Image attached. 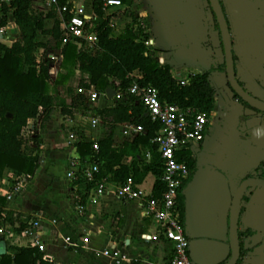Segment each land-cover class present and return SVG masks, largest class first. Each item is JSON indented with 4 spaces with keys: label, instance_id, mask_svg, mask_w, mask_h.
<instances>
[{
    "label": "crops",
    "instance_id": "obj_1",
    "mask_svg": "<svg viewBox=\"0 0 264 264\" xmlns=\"http://www.w3.org/2000/svg\"><path fill=\"white\" fill-rule=\"evenodd\" d=\"M32 1L33 10L43 17L53 13L41 1ZM65 1L83 8L90 20L94 18L92 0ZM119 1L121 7L104 13L115 34H121L136 18L159 61L170 65L172 76L185 79L190 74L208 72V81L215 92L210 123L204 142L188 149V156L194 152L199 165L219 168L228 184L230 179L237 177L239 182L255 170L264 173V114L245 107L227 90L221 39L208 0ZM219 3L228 25L235 79L246 92L264 101V0H219ZM55 20L54 14L46 18L45 29L51 28ZM13 30L10 35L14 43L17 36ZM40 39L38 35L37 41ZM58 52V49L44 51L42 58ZM86 52L95 54V45ZM86 81L87 75L76 70L67 86L58 87L59 98L66 106L72 103L66 88L76 93L77 87ZM74 105L71 115L57 106L47 119L38 116L28 121L38 141L32 145L37 169L27 186L5 202L3 214L11 216L14 222L4 221L1 227L5 223L24 225V220L37 221L33 235L44 244L52 264H115L113 258L103 254L105 250L117 252L123 258L120 264H168L171 246L163 238H153L155 228L142 215V201L119 200L113 192L114 184L108 193L96 198L93 186L71 183L66 178L71 159L81 158L77 147L67 144L66 130H76L78 138L87 144L100 141L107 129L96 112L111 107L112 100L106 93L105 96L99 93L91 107L82 109ZM66 115L74 118V124L64 120ZM90 118L99 120L94 129L87 125ZM132 125L115 127L113 148L120 150L133 141L137 133L130 130ZM139 150L148 161L147 148ZM132 161L131 156L123 159L127 166ZM19 175L22 174L5 172L0 179L1 196ZM154 182L155 177L149 173L139 185L151 195ZM238 230L244 241L237 264H264L263 190L251 188L245 193ZM84 237L88 239L86 244L82 241ZM4 244L5 254L12 256L14 247Z\"/></svg>",
    "mask_w": 264,
    "mask_h": 264
},
{
    "label": "trees",
    "instance_id": "obj_2",
    "mask_svg": "<svg viewBox=\"0 0 264 264\" xmlns=\"http://www.w3.org/2000/svg\"><path fill=\"white\" fill-rule=\"evenodd\" d=\"M32 4V0H10L3 6V11L11 15L15 25L13 33L17 40L11 47L0 45V179L7 171L32 176L37 169V160L32 156V145L38 144L37 136H21V131L29 120L38 116L45 120L57 106H61L63 112L69 115L72 114L73 104L74 107L86 108L83 97L71 88H66V93L71 98L72 107L66 106L65 101L59 98L58 87L67 86L78 70L87 75L86 83L79 87L87 89L92 85L100 94H105L107 89L124 92L121 100L111 98V107L97 110L96 114L107 132L97 142L96 153L92 149V143L78 142L76 147L80 157L89 156L92 161L102 162V168L115 183H122L131 177L135 183L140 184L151 173L155 177L152 197H157L162 188L161 166L157 147L151 140L158 125L144 115L140 102L126 94L130 83L128 75L139 71L142 78L138 85L154 88L161 102L210 113L215 92L208 81V72L190 74L185 79L172 76L170 65L161 64L155 55L156 50L146 45L148 38L141 22L133 18L121 34H115L109 17L104 16L102 0H92L94 18L87 23L88 33L96 38V53L93 55L79 51L73 43L63 44L57 20L51 28L45 29V19L52 18L53 13L43 17L42 13L33 10ZM59 5L68 4L65 0H59ZM5 23L6 19L3 18L0 26ZM38 35L41 36L40 41H37ZM39 49L60 51L61 69L54 79L49 75V65L44 58L41 59L39 70L35 69ZM181 80H184V85L180 83ZM126 123L139 125L145 132L138 133L132 142L117 150L112 146L113 132L117 125ZM143 147L148 150V161H145L139 150ZM128 156L133 161L127 166L123 159ZM178 160L185 162L188 169L194 168V161L186 150ZM249 177L264 180L261 172H252ZM4 205L5 197L0 195V227L4 221L10 224L14 222L11 216L3 214ZM178 207L183 219L182 205L178 203ZM24 228L19 222L17 231ZM12 251V256H0V264H52L43 261L42 254L35 248L14 247Z\"/></svg>",
    "mask_w": 264,
    "mask_h": 264
},
{
    "label": "built area",
    "instance_id": "obj_3",
    "mask_svg": "<svg viewBox=\"0 0 264 264\" xmlns=\"http://www.w3.org/2000/svg\"><path fill=\"white\" fill-rule=\"evenodd\" d=\"M10 0H0V22L3 18L6 23L0 26V45L11 47L13 44L11 30L15 25L9 12L3 11V6L7 5ZM42 5L50 12H53L56 20L59 22V29L62 36V43H73L79 51L86 52L87 48L95 45L96 38L89 34L87 23L90 20L83 8L73 5H59V0H39ZM103 11L107 12L111 8L121 7L119 0H102ZM150 46V42H146ZM44 51L38 50L36 54L35 69L39 70V65ZM44 60L49 65V75L52 79L56 77L61 69L62 55L47 53ZM161 64L163 62L159 61ZM142 74L134 71L128 75L130 83L126 94L131 95L142 104L144 115L152 123L158 125L151 143L157 147V153L160 157L161 175L160 182L162 188L157 197L147 194L139 184L135 183L131 177H128L122 183H114L102 168V162L92 161L91 157L86 158L74 157L68 165L66 178L71 183H84L93 186V196L101 197L110 191V186L115 185L113 192L115 196L124 202L131 200L142 201L144 218L150 220L155 228L153 238H163L171 246L168 264H195L189 256V238L186 233V224L182 219L178 207L179 190L188 175V167L185 162L179 161L178 157L182 152L192 147L198 146L205 140L207 127L210 123V113L202 112L193 107L183 108L178 105L161 102L157 97V92L151 87H140L138 81L141 80ZM184 85V80L180 82ZM116 100H121L124 92L114 91ZM76 93L83 97L84 106L91 107L99 97V93L94 86L90 85L87 89L77 87ZM105 96V94H103ZM41 113V109H40ZM64 120L69 124H74V118L65 116ZM99 120L90 118L87 121L88 127L94 129L97 127ZM128 124V123H127ZM129 125V124H128ZM134 133H144L145 130L139 125L129 126ZM23 138L35 136V130L31 122H27L21 131ZM66 141L69 146L76 149V144L81 142L77 136L76 130H66ZM94 153L98 151L97 142L92 143ZM99 176V178H98ZM30 176L19 175L13 179V186L9 191L3 193L5 202L12 199L13 194L19 193L24 189ZM55 222V221H54ZM25 228L20 232L19 225H10L5 223L0 227V241L8 243L13 247L35 248L41 254V259L46 262L51 261V257L45 254L44 244L34 236V231L38 222H23ZM83 243L88 242L87 237L83 238ZM105 256L113 258L115 264H120L123 258L117 252L111 253L105 250Z\"/></svg>",
    "mask_w": 264,
    "mask_h": 264
},
{
    "label": "water",
    "instance_id": "obj_4",
    "mask_svg": "<svg viewBox=\"0 0 264 264\" xmlns=\"http://www.w3.org/2000/svg\"><path fill=\"white\" fill-rule=\"evenodd\" d=\"M208 3L221 39L229 89L248 107L264 114V102L247 93L235 79L228 25L219 0H208ZM114 94L113 90H106L107 98L111 99ZM220 94L227 100L223 91ZM249 188L264 190V180L247 178L231 194L223 173L204 169L194 173L185 195L184 220L190 241L189 256L195 264H237L241 253L238 235L239 204ZM3 254L5 244L0 241V255Z\"/></svg>",
    "mask_w": 264,
    "mask_h": 264
},
{
    "label": "flooded vegetation",
    "instance_id": "obj_5",
    "mask_svg": "<svg viewBox=\"0 0 264 264\" xmlns=\"http://www.w3.org/2000/svg\"><path fill=\"white\" fill-rule=\"evenodd\" d=\"M238 82V81H237ZM239 83V82H238ZM226 85H227V90L231 93V95L233 96V98L234 99H236L238 102H240L242 105H244L245 103H243L241 100H239L234 94H233V92L229 89V86H228V84L226 83ZM241 86V85H240ZM242 87V86H241ZM243 88V87H242ZM248 93V92H247ZM219 94H220V92H219ZM225 94V93H224ZM221 95V94H220ZM226 96V95H225ZM252 96V95H251ZM227 98V97H226ZM228 100V99H227ZM262 101V100H261ZM264 102V101H263ZM246 105V104H245ZM244 105V106H245ZM246 107V106H245ZM247 108H249V109H251L250 107H247ZM251 110H253V109H251ZM255 111V110H254ZM256 112H258V111H256ZM260 113V112H259ZM263 114V113H262ZM210 121V120H209ZM200 145V144H199ZM196 147H198V146H196ZM193 161H194V168H191V169H188V175H187V177H186V179H185V181L183 182V184L181 185V187H180V190H179V198H178V203L180 204V205H182V208H183V215H184V201H185V195H186V193H187V187H188V185H189V183H190V181H191V179H192V177H193V175H194V173L198 170V169H204V170H208V171H210V172H214V171H219V172H221L220 171V169L219 168H211V167H209V166H205V165H203V164H200L199 165V162H198V157H196L195 156V153L194 152H191L190 153V156H189ZM254 172H256L257 174H259L260 172H257L256 170L254 171ZM222 173V172H221ZM252 173V172H251ZM250 173V174H251ZM262 173V172H261ZM249 174V175H250ZM262 174H264V173H262ZM249 175L245 178V179H247V178H256V177H249ZM245 179H242L241 181H239L238 183H237V185H236V188H235V190L237 189V187L239 186V184L243 181V180H245ZM258 179H260V178H258ZM263 180V179H262ZM227 183H228V181H227ZM228 186H229V184H228ZM249 189H251V188H249ZM249 189H247L245 192H244V194L242 195V197H241V201H240V204H239V215H240V205H241V203H242V201L244 200V198H245V193L249 190ZM257 189H259V188H257ZM229 190H230V188H229ZM235 190L231 193V190H230V193L231 194H233L234 192H235ZM262 190V189H261ZM264 191V190H263ZM211 215V213L209 212V216ZM212 217V216H211ZM210 217V218H211ZM183 219H184V217H183ZM185 221V220H184ZM239 224V223H238ZM239 234H241L240 232H239V230H238V235ZM239 240H240V251H241V253H240V257H241V254H242V241H244V239H242V235H239ZM243 254H244V250H243ZM239 260H240V258H239ZM238 260V261H239ZM238 263V262H237Z\"/></svg>",
    "mask_w": 264,
    "mask_h": 264
},
{
    "label": "rangeland",
    "instance_id": "obj_6",
    "mask_svg": "<svg viewBox=\"0 0 264 264\" xmlns=\"http://www.w3.org/2000/svg\"><path fill=\"white\" fill-rule=\"evenodd\" d=\"M40 38V37H39ZM239 173H241V171L240 172H238V174ZM237 183H238V179H237V177H235L234 179H230L229 180V188H230V190H231V193L235 190V186L237 185ZM232 185H234V186H232Z\"/></svg>",
    "mask_w": 264,
    "mask_h": 264
}]
</instances>
